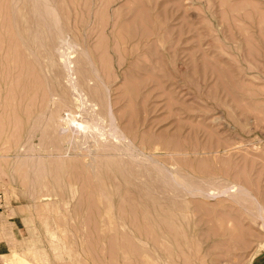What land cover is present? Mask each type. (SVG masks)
Returning a JSON list of instances; mask_svg holds the SVG:
<instances>
[{
  "label": "rangeland",
  "instance_id": "rangeland-1",
  "mask_svg": "<svg viewBox=\"0 0 264 264\" xmlns=\"http://www.w3.org/2000/svg\"><path fill=\"white\" fill-rule=\"evenodd\" d=\"M0 194V264H264V0H0Z\"/></svg>",
  "mask_w": 264,
  "mask_h": 264
},
{
  "label": "crops",
  "instance_id": "crops-1",
  "mask_svg": "<svg viewBox=\"0 0 264 264\" xmlns=\"http://www.w3.org/2000/svg\"><path fill=\"white\" fill-rule=\"evenodd\" d=\"M13 211H14V210H13ZM14 213H15V214H12V215L8 216V219H9V220H10V219H11V220H14V218H15V219H17V220L19 219V221H20V220H21V214H20L19 210L16 209V210L14 211ZM0 215H2V213H0ZM0 217L2 218V216H0ZM12 222H13V221H12ZM14 222H16V221H14ZM20 222H21V221H20Z\"/></svg>",
  "mask_w": 264,
  "mask_h": 264
},
{
  "label": "bare ground",
  "instance_id": "bare-ground-1",
  "mask_svg": "<svg viewBox=\"0 0 264 264\" xmlns=\"http://www.w3.org/2000/svg\"><path fill=\"white\" fill-rule=\"evenodd\" d=\"M120 142H122V141H120ZM124 144H125V142H124ZM127 144V143H126ZM129 145V144H128ZM124 147V149L123 148H120V150H125V146H123ZM15 254V253H14ZM17 255V254H16ZM20 261V264H24V262L22 261V259H19ZM26 262V261H25Z\"/></svg>",
  "mask_w": 264,
  "mask_h": 264
},
{
  "label": "built area",
  "instance_id": "built-area-1",
  "mask_svg": "<svg viewBox=\"0 0 264 264\" xmlns=\"http://www.w3.org/2000/svg\"><path fill=\"white\" fill-rule=\"evenodd\" d=\"M1 196H2V195L0 194V201H1Z\"/></svg>",
  "mask_w": 264,
  "mask_h": 264
}]
</instances>
